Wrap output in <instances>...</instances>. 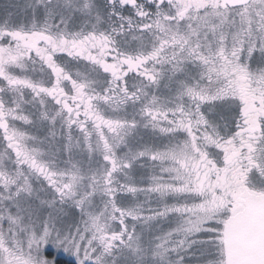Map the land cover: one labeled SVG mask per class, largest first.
Returning <instances> with one entry per match:
<instances>
[{
  "label": "snow or ice",
  "instance_id": "obj_1",
  "mask_svg": "<svg viewBox=\"0 0 264 264\" xmlns=\"http://www.w3.org/2000/svg\"><path fill=\"white\" fill-rule=\"evenodd\" d=\"M264 264V0H0V264Z\"/></svg>",
  "mask_w": 264,
  "mask_h": 264
},
{
  "label": "rangeland",
  "instance_id": "obj_2",
  "mask_svg": "<svg viewBox=\"0 0 264 264\" xmlns=\"http://www.w3.org/2000/svg\"><path fill=\"white\" fill-rule=\"evenodd\" d=\"M66 259H68L67 261L70 262L71 264H75L74 258L72 257H65Z\"/></svg>",
  "mask_w": 264,
  "mask_h": 264
},
{
  "label": "flooded vegetation",
  "instance_id": "obj_3",
  "mask_svg": "<svg viewBox=\"0 0 264 264\" xmlns=\"http://www.w3.org/2000/svg\"><path fill=\"white\" fill-rule=\"evenodd\" d=\"M62 259H64L65 261H67L68 259H66L65 257H62ZM71 264V263H70ZM74 264V263H73Z\"/></svg>",
  "mask_w": 264,
  "mask_h": 264
}]
</instances>
